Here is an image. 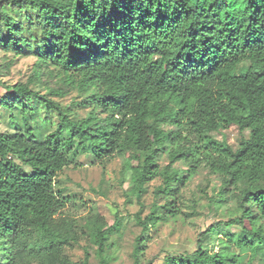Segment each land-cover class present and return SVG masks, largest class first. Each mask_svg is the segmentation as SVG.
<instances>
[{"label": "trees", "instance_id": "16d2710c", "mask_svg": "<svg viewBox=\"0 0 264 264\" xmlns=\"http://www.w3.org/2000/svg\"><path fill=\"white\" fill-rule=\"evenodd\" d=\"M0 47L57 67L85 92L80 105L88 109L74 117L28 83L0 80V106L22 102L25 116L26 103L38 100L54 105L59 118L43 140L26 120L24 130L15 123L0 132V264H15L22 247L38 264H91L90 247L81 261L64 252L83 237L99 264H111L115 223L98 213L81 224L64 216L56 178L80 155L98 162L127 153L140 201L147 183L163 178L155 192L164 204L144 218L136 213L143 232L179 215L181 188L201 167L237 199L241 216L212 224L196 251L167 255L163 264L264 256V228L245 226L264 217V0H0ZM231 125L250 131L236 149L208 135ZM162 157L169 160L163 167ZM34 165L44 169H26ZM214 232L224 236L217 251L204 242ZM144 242L140 234L133 264H142Z\"/></svg>", "mask_w": 264, "mask_h": 264}, {"label": "rangeland", "instance_id": "374dc122", "mask_svg": "<svg viewBox=\"0 0 264 264\" xmlns=\"http://www.w3.org/2000/svg\"><path fill=\"white\" fill-rule=\"evenodd\" d=\"M20 17V16H18ZM17 20V18H15ZM35 54L24 53L15 55L0 47V80L7 84L16 82L28 83L30 87L45 94L47 98L68 107L74 117H85L88 109L80 105L85 92L77 83L65 81L57 67L48 64L38 67ZM3 89L0 87V99ZM13 109L0 106V132H11L18 128L25 129V120L32 127V133L37 140L56 129L59 118L54 105H46L38 100L26 103L27 112L23 116L24 106L18 102ZM250 131L241 132L236 125H231L221 131L209 132L208 135L216 140H226L234 149L238 148L243 137H249ZM129 153L124 156L115 155L105 160L95 162L92 157L78 156L73 164L64 168L56 178L55 189L66 201L62 214L77 223L85 222L90 214H100L105 217L109 225H113L110 233L112 246L110 248L111 264H133L136 238L142 234L145 238V251L142 254V264H163L167 255L180 256L193 253L199 246L201 234L212 224L228 222L241 216L237 209V199L229 193H221V179L205 167L188 180L181 188L177 200L179 215L168 222L151 226L147 232L136 220V213L141 211L142 217L147 216L155 204L162 205L165 199L158 198L156 189L163 182L157 176L147 183L146 191L141 201L134 194L130 184V170L126 168ZM169 162L162 157L160 165ZM176 168L186 170L187 165L177 162ZM27 170L42 171L44 167L34 165ZM248 228L263 227L264 217L254 222L245 221ZM221 230H225L221 228ZM222 233H213L211 240L204 241L211 250H219V239ZM24 244V243H23ZM23 246V245H22ZM90 247L91 264H99L96 247L86 237L77 244L65 247V254L74 261H81L85 256V249ZM19 252L15 264H38L26 247ZM3 263V260H0ZM242 264H264V256L255 259L246 254Z\"/></svg>", "mask_w": 264, "mask_h": 264}]
</instances>
